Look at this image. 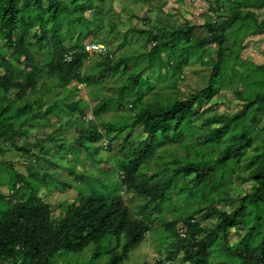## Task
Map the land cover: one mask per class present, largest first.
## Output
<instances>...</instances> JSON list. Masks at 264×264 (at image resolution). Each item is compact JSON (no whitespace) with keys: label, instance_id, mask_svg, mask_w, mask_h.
<instances>
[{"label":"rangeland","instance_id":"rangeland-1","mask_svg":"<svg viewBox=\"0 0 264 264\" xmlns=\"http://www.w3.org/2000/svg\"><path fill=\"white\" fill-rule=\"evenodd\" d=\"M85 3L92 4V9L81 12L80 5ZM68 5L71 17L61 18L56 29L63 45L79 51L75 46L97 44L103 53H89L81 70L84 79L90 77L89 81L63 85L43 68L38 71L37 91L27 94L29 111L11 121L14 129L21 128L24 133L14 143L30 153L18 152L11 141L0 138V194L9 198L13 184L15 189L20 186L7 167L11 166L26 177L39 199L50 207L53 219L62 217L81 195L118 197L133 219L149 227L142 243L124 264H189L183 250L177 249L185 244L186 220L210 229L217 217H207L209 208L231 212L237 200L254 186L249 180L253 168L249 162L264 149V101L211 143L204 138L219 125L207 126L204 120L214 115L231 116L256 94L264 92V0H77L76 4ZM234 13L242 17L251 13L255 21H239L227 32L224 67L212 100L196 105L193 118L176 131L157 136L153 155L140 170L141 177L150 184L166 179L171 184L162 200L150 202L122 183L124 161L145 139L142 127H131L132 119L143 106L183 100L207 86L217 47H198L196 42L210 36L204 24L229 21ZM192 25L196 28L189 41H177L171 50L161 52L153 60L146 57L153 39L136 32L125 35L128 30H145L159 36L162 30ZM45 29L51 37V24ZM41 35L36 25L26 38L34 63L40 66L48 64L52 52L51 43L37 41ZM169 37L166 34L163 40ZM0 55L13 66L18 81L31 70L24 57L8 47L1 33ZM117 62L121 63L118 71L101 77L105 65ZM3 73L0 68V76ZM129 76H138L140 92L130 91L120 98L119 90ZM13 93H9L10 98ZM102 101H109L110 105L95 114V106ZM22 105L23 101L15 102V108ZM50 105H54L50 115L32 117ZM243 130L252 144L242 158L218 167L198 185L192 176L173 177V171L187 163L215 160L224 145L237 139ZM94 131L102 135L99 142L83 139L85 132ZM44 159L51 163H45ZM29 169L48 175L33 178ZM250 219L247 217L241 230L231 231L232 247L240 241ZM207 251V264H239L224 255L218 238L209 242ZM90 257L89 248L82 254H60L54 264H89ZM18 263L5 259L0 264Z\"/></svg>","mask_w":264,"mask_h":264},{"label":"trees","instance_id":"trees-1","mask_svg":"<svg viewBox=\"0 0 264 264\" xmlns=\"http://www.w3.org/2000/svg\"><path fill=\"white\" fill-rule=\"evenodd\" d=\"M68 3L76 4L77 0H0V33L9 48L14 53L24 57L31 65V70L22 75V81L17 80V73L13 66L0 55V138L11 141L12 147L18 152L30 153L25 147H17L16 137L23 136L21 128L14 129L11 121L25 115L29 111L27 101L29 93L37 91L38 71L43 68L50 76L55 77L63 85L73 81H89L81 75L84 63L89 59L85 51V44L74 48H66L62 38L58 35V22L61 18H70L71 9ZM92 9V4L80 5L81 12ZM254 15L247 13L242 17L234 13L229 21L219 24L206 23L203 25L210 36L196 42V46L205 47L216 45V61L213 65L207 86L183 100H174L170 104L146 105L134 115L131 127H142L145 139L127 156L123 163V185L133 190L139 196L150 202L162 200L170 188V180L150 184L141 177V168L148 162L154 152V142L158 135H166L176 131L185 121L195 115V106L200 102H209L215 95L216 85L225 62L226 35L237 22L249 23ZM255 21V20H253ZM51 24L53 35L48 37L45 27ZM39 26L42 35L37 37L39 42L52 45L51 58L46 65H36L29 49L26 38L30 30ZM264 26V22L262 23ZM195 26H186L171 31L162 30L159 36L151 31L128 30L130 33L145 34L149 40H154L153 46L146 53L148 60H153L161 52L171 50L174 43L184 39L189 41ZM170 39L164 41L163 36ZM121 63L105 65L101 77L106 73L118 71ZM128 82L119 90L122 98L127 92H140L138 76H129ZM14 92L13 98L9 93ZM23 101L21 108H15V102ZM264 101V92L258 93L252 100H248L240 111L231 115H214L204 120V125H219L212 129L204 138L207 143L218 140L222 131L241 122L252 108H258ZM109 101H102L94 108L99 114L108 108ZM74 107L76 105L73 104ZM54 105L48 106L43 112L32 116L34 119L50 115ZM245 129V128H244ZM246 130V129H245ZM232 142L224 145L215 160L210 163H187L173 171V177L183 175L192 176L195 185L205 177L211 175L218 167H225L231 160L242 158L250 148L252 142L246 131ZM83 139L90 143L99 142L102 135L94 131L85 132ZM82 144V140L80 141ZM45 163H51L44 159ZM249 166V180L253 182L252 191L242 195L237 200L236 208L231 212L209 208L208 215L217 217L216 224L210 229H203L190 224L186 220L187 233L185 244L177 249L184 252V259L189 264H207V247L213 238H218L224 255L238 260L239 264H264V149L251 158ZM12 170L16 178L13 194L5 198L0 194V263L11 259L18 264H54L60 254L77 255L91 249L89 264H124L130 253L143 241L149 227L143 221L135 220L122 200L118 197H105L99 194L81 195L80 199L70 204L59 219L52 218L50 207L42 202L35 190L32 189L26 177ZM30 176L37 178L48 174H40L29 169ZM251 217L247 227L243 229L240 241L231 246L229 243L231 231L241 230L247 217ZM175 223H171L174 225ZM105 259V260H104ZM154 264H161L156 262Z\"/></svg>","mask_w":264,"mask_h":264},{"label":"built area","instance_id":"built-area-1","mask_svg":"<svg viewBox=\"0 0 264 264\" xmlns=\"http://www.w3.org/2000/svg\"><path fill=\"white\" fill-rule=\"evenodd\" d=\"M85 51H87L88 53H101L102 48H101V46H99L97 44H87L85 46Z\"/></svg>","mask_w":264,"mask_h":264}]
</instances>
